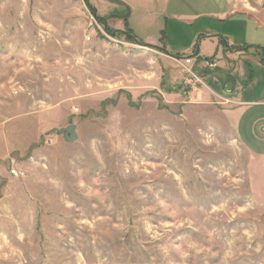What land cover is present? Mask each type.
I'll list each match as a JSON object with an SVG mask.
<instances>
[{
    "label": "rangeland",
    "instance_id": "rangeland-1",
    "mask_svg": "<svg viewBox=\"0 0 264 264\" xmlns=\"http://www.w3.org/2000/svg\"><path fill=\"white\" fill-rule=\"evenodd\" d=\"M218 36L264 45V0H0V264H264V107L207 86Z\"/></svg>",
    "mask_w": 264,
    "mask_h": 264
},
{
    "label": "crops",
    "instance_id": "crops-1",
    "mask_svg": "<svg viewBox=\"0 0 264 264\" xmlns=\"http://www.w3.org/2000/svg\"><path fill=\"white\" fill-rule=\"evenodd\" d=\"M226 14H228V11H224L223 13H218V14L212 13L209 15L219 16V18H223L226 16ZM105 16L106 15H103L102 17L106 18L107 16L106 17ZM107 23L108 25L112 26V20L110 16L107 18ZM213 36L215 35L209 36L208 38L212 40L214 39ZM221 39L222 42L226 43V46L221 45ZM215 40L219 43V46L221 47V50L218 51L217 54H214L213 57V62L216 63V67L213 68L212 70H208V71L206 70L204 72V76L203 75L202 76L203 78H205L212 75H219L220 79L216 81L214 78H210L209 79L210 85L207 86H210L209 88H212L214 91L218 90L221 84H223L225 88H228L229 86L230 87L233 86V90L227 91V89L224 88L225 90L222 89V91L225 93V96H227V98L229 97L230 100L235 102V104H240L241 102V104H245V107L258 106V105L264 107V97L262 95H259L261 91L259 90V86H258L259 81L255 73L256 69H261V70L264 69V55H263L264 45L258 44L257 46H254L248 44L245 41H242L239 44H233L231 42L226 41L221 36L220 37L218 36L217 38H215ZM190 52H192V49ZM259 54H262L263 57L262 55L259 56ZM198 63L197 61L194 63L195 67L196 64ZM263 79H264V75H263ZM247 80L250 81L247 83ZM248 87H254L253 94L255 96L259 95V97H253V95L251 94V97L249 98L247 95L248 92L246 94L244 92L245 88L247 89ZM240 109H239L240 110L239 115H241V113L244 112L245 110L244 106L243 109L242 108ZM235 115H237V112ZM254 116H256L257 118L254 119V121L252 122L253 125L255 124L256 121L262 120V118H264V112L255 113Z\"/></svg>",
    "mask_w": 264,
    "mask_h": 264
},
{
    "label": "water",
    "instance_id": "water-1",
    "mask_svg": "<svg viewBox=\"0 0 264 264\" xmlns=\"http://www.w3.org/2000/svg\"><path fill=\"white\" fill-rule=\"evenodd\" d=\"M58 134H61L65 141L72 142L77 138L76 132H75V125L70 124L64 128H61L57 132Z\"/></svg>",
    "mask_w": 264,
    "mask_h": 264
},
{
    "label": "built area",
    "instance_id": "built-area-1",
    "mask_svg": "<svg viewBox=\"0 0 264 264\" xmlns=\"http://www.w3.org/2000/svg\"><path fill=\"white\" fill-rule=\"evenodd\" d=\"M194 63H195V61H193V57L187 56L186 58L183 59V63L181 62V65H189L190 67L193 66L192 70L187 69V72L190 73L192 76L196 77V75L193 73V71L195 72ZM208 66L213 67V66H215V64L209 63Z\"/></svg>",
    "mask_w": 264,
    "mask_h": 264
},
{
    "label": "trees",
    "instance_id": "trees-1",
    "mask_svg": "<svg viewBox=\"0 0 264 264\" xmlns=\"http://www.w3.org/2000/svg\"><path fill=\"white\" fill-rule=\"evenodd\" d=\"M94 10H95V9L92 8V11H94ZM93 13H94V12H93ZM98 19H99L100 22L103 23V27L105 28V30H106L107 32L113 33V31L110 30V29L107 27L106 22H105V18H100V17H98ZM194 51H195V50H194Z\"/></svg>",
    "mask_w": 264,
    "mask_h": 264
}]
</instances>
